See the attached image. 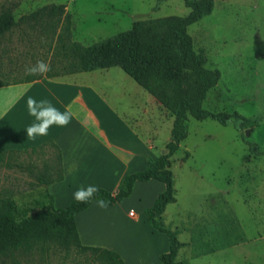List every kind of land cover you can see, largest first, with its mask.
I'll return each instance as SVG.
<instances>
[{"label": "rangeland", "instance_id": "obj_1", "mask_svg": "<svg viewBox=\"0 0 264 264\" xmlns=\"http://www.w3.org/2000/svg\"><path fill=\"white\" fill-rule=\"evenodd\" d=\"M53 4L64 6V14L70 19V38L83 45L121 34L138 20L185 16L189 12L184 0H0V12L11 8L18 20L21 15ZM54 18L44 15L24 20L0 37V82L11 83L25 76V67L38 60L49 62L51 32L45 28ZM188 32L195 50H204L206 67L220 71L203 108L237 111L251 122L240 129L237 119L223 125L211 118L187 117V136L170 166L175 201L165 207L162 221L177 233L181 244L176 260L182 264H264V0H213L212 11L189 25ZM114 70L135 88H142L119 67L110 74L114 75ZM99 72L104 71L83 77L101 85L103 76L98 74L107 73ZM123 86L117 87L119 96L124 104L131 103L134 98L125 92L129 84ZM159 108L169 119L170 113ZM172 123V118L163 122L158 146L167 131L170 138ZM255 144L260 154L251 151ZM52 151V147L45 153L27 149L0 162V194L14 200L16 216L51 204L38 174L45 160L51 163ZM142 189L138 193L140 201L127 208L144 209L146 213L149 207H145ZM132 231L135 240L128 243L127 237L121 241L119 249L124 255L115 250L123 261L127 256L129 264H163L161 253L155 256L163 247H153L142 228ZM105 233L99 228L95 241L105 242ZM48 247L43 254L3 256L0 264H98L74 244L67 249L59 241H52Z\"/></svg>", "mask_w": 264, "mask_h": 264}, {"label": "trees", "instance_id": "obj_2", "mask_svg": "<svg viewBox=\"0 0 264 264\" xmlns=\"http://www.w3.org/2000/svg\"><path fill=\"white\" fill-rule=\"evenodd\" d=\"M184 3L189 8L185 16L169 15L138 20L127 31L92 45L71 40L70 19L68 14H64L62 4L42 6L21 15L18 20L11 8L0 12V37L24 20L44 15L55 16L45 28L47 33L51 32L52 56L48 62L51 71L37 76L25 74L11 83L2 81L0 86L119 66L173 116L166 152L157 158H149L146 169L124 176L116 191L98 187L99 192L89 203H78L73 199L66 208H55L52 195L47 191L51 203L49 207L19 217L13 211L14 200L0 194V258L35 252L43 254L48 250L49 242L59 241L67 249L74 244L98 264H124L114 250L81 244L74 216L100 198L114 204L131 193L136 181L154 178L162 181L165 189L146 210V215L153 227L164 232L169 240V250L161 253L159 258L163 264H182L176 260L181 243L177 233L164 226L162 213L168 203L175 201L170 157L187 136L185 121L188 116H192L198 120L211 118L226 125L231 119H237L240 129L248 127L251 122L237 111L215 112L203 108L207 92L217 84L220 71L206 67V54L202 48L195 50L188 26L212 11L213 0H184ZM47 147L53 148L51 163L45 160L43 171L38 174L39 183L45 185L63 177L60 149L52 141L29 148L33 152L45 153ZM250 149L261 153L256 144ZM26 150L1 152L0 162Z\"/></svg>", "mask_w": 264, "mask_h": 264}, {"label": "crops", "instance_id": "obj_3", "mask_svg": "<svg viewBox=\"0 0 264 264\" xmlns=\"http://www.w3.org/2000/svg\"><path fill=\"white\" fill-rule=\"evenodd\" d=\"M114 67L119 66L68 76L43 77L16 83L19 86L13 88L0 86V153L29 149L47 141H52L60 149L63 177L46 185L55 208H66L80 187L95 185L116 191L124 176L146 169L149 158H157L166 152V143L170 140L168 131L163 136V145L158 146L156 140L163 122L173 120V116L168 111L170 117L165 119L159 112V106L163 107L161 103L137 82L141 89L124 79L119 70H114V75L110 74ZM95 71L107 73L98 74L103 76L101 85H95L94 79L83 77ZM124 83L129 84L126 94L130 99L134 98L127 104L121 100L117 90L118 85L121 87ZM28 97L37 101L47 99L61 112L69 110L73 114L71 122L65 127L54 124L47 136L28 139L26 128L35 122V117L28 113ZM141 187L145 207H151L157 195L165 189V184L154 178L136 181L131 193L120 201L101 208L95 200L76 213L74 219L81 244L107 246L124 255L119 249L122 239L128 237V243L132 242L136 235L132 230L142 228L153 247L159 244L163 247L156 251L155 256L167 252V235L153 227L144 209L135 211L131 206L127 208V205L140 201L138 193ZM130 210H134L133 216L129 214ZM99 228L106 232L105 242L95 241V232ZM124 264H129L127 256Z\"/></svg>", "mask_w": 264, "mask_h": 264}, {"label": "clouds", "instance_id": "obj_4", "mask_svg": "<svg viewBox=\"0 0 264 264\" xmlns=\"http://www.w3.org/2000/svg\"><path fill=\"white\" fill-rule=\"evenodd\" d=\"M51 71L50 63L44 60H38L34 65L25 67L26 75H45ZM27 109L30 116L35 117V122L26 128L27 138L35 140L37 137L47 136L48 130L52 125L59 127L67 126L72 119L73 114L69 110L61 112L51 101L41 99L37 101L34 97H28ZM99 192V188L95 185L78 188L73 196L78 203H89ZM97 204L101 208H106L108 201L100 198Z\"/></svg>", "mask_w": 264, "mask_h": 264}, {"label": "built area", "instance_id": "obj_5", "mask_svg": "<svg viewBox=\"0 0 264 264\" xmlns=\"http://www.w3.org/2000/svg\"><path fill=\"white\" fill-rule=\"evenodd\" d=\"M129 214L133 216L134 215V212L133 211H130Z\"/></svg>", "mask_w": 264, "mask_h": 264}]
</instances>
